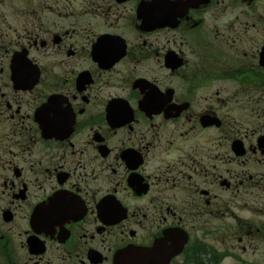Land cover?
Returning <instances> with one entry per match:
<instances>
[{
  "label": "flooded vegetation",
  "instance_id": "1",
  "mask_svg": "<svg viewBox=\"0 0 264 264\" xmlns=\"http://www.w3.org/2000/svg\"><path fill=\"white\" fill-rule=\"evenodd\" d=\"M248 215L264 0H0V264L241 261Z\"/></svg>",
  "mask_w": 264,
  "mask_h": 264
},
{
  "label": "rangeland",
  "instance_id": "2",
  "mask_svg": "<svg viewBox=\"0 0 264 264\" xmlns=\"http://www.w3.org/2000/svg\"><path fill=\"white\" fill-rule=\"evenodd\" d=\"M247 217L251 218V236L248 237V240L244 243V245L247 246V253L245 254V257L239 261L235 260L234 258H228L224 264H264V235L261 233L260 235L256 232V229L253 228L256 225H259L264 221V215H257V218L251 215H248ZM234 222L229 221L230 225H234L236 222V219L233 220ZM236 232V230H235ZM241 234V232H239ZM238 235V234H237ZM231 236L230 238H235V236ZM221 251L225 250L223 247H219ZM229 248V246H228ZM234 249V248H233ZM235 251H239V247L237 248V245H235ZM237 252L231 253V254H238Z\"/></svg>",
  "mask_w": 264,
  "mask_h": 264
}]
</instances>
